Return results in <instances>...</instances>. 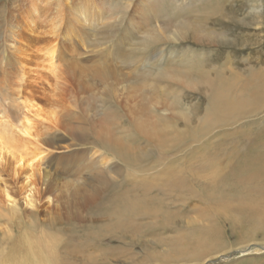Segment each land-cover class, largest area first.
<instances>
[{
    "label": "rangeland",
    "instance_id": "374dc122",
    "mask_svg": "<svg viewBox=\"0 0 264 264\" xmlns=\"http://www.w3.org/2000/svg\"><path fill=\"white\" fill-rule=\"evenodd\" d=\"M18 1L0 0V134L6 133L8 136L10 134V136L13 135L14 137L9 138L7 143L0 142V156H2L0 157V264H50L46 252L42 254L43 261L37 263L36 260L33 263L27 257H23L28 247L25 238L28 237L34 240L42 236L47 241L49 240V243L52 241L47 239L49 237L56 241V260L54 264H264V231L255 229L258 225L261 226L262 224L260 222L262 220L258 221L256 218L264 217V210H260L255 216L256 218H247L246 213L243 212L247 203L253 199L256 206L262 203L264 206V176L260 174L264 173V168H257V170L255 168V172L259 176L253 177L251 189H248V180H244L243 183L245 182V184L242 183L240 186L227 188L229 186V181L227 180L230 179L229 176L232 168H234L239 160L233 165L230 155H226L227 152L232 153L234 151L239 157H242L251 152L253 148L257 149L258 154L264 152V106H261L250 119L240 120L233 125L232 123L225 125L227 124L225 123L224 126L219 128L213 127L214 131L199 138L200 140L198 138L194 140L191 137H182L180 140L182 148L179 146V148L166 151L158 144L152 143L147 138H143L144 136L137 133L135 127L131 124V110L134 111L140 108L141 104H143L141 102H146V99L142 98L141 101L137 99L133 102L132 96L125 98L107 97L105 90V88H113V85L125 86L124 92L128 93V87L130 88L134 85L141 86L139 88V95L144 92L149 101L156 107H162L164 105L162 102H166V100L177 103L179 105L178 110L172 109L170 112L172 115L171 126L174 128L176 134H181L185 128L189 129L186 126L184 118L181 117V113L185 114L188 119H203L207 114L206 111L209 106L207 86H212V83L218 80L219 76L229 79L232 74H237L240 78H246L253 71H260L262 77H264V0H219L221 12L218 15H224L218 16L216 18L218 20L215 23L216 27L219 28V32L224 33L226 36L222 41L217 40L215 43H209L207 39L195 41L194 39L186 38L178 40L176 43V41L172 42L170 39L164 38L163 34L160 44V48L164 51L161 64L169 62L170 64L172 63L174 69H183L184 71H188L191 67L199 65V73L201 70L205 71L206 76L211 79V83L209 84L208 79L204 78L205 80L201 79L197 83L193 81L190 85H185L182 78L174 77L172 82H167L171 85L168 86L162 81L159 83V86H162L163 89L155 85L153 86L154 91L148 88V86H152V82L149 81L136 85L134 84L133 77H135L136 81L138 80L136 76L138 75L137 73H141L139 69H142L149 62L150 58L154 57L153 55L161 51L159 47L145 50L141 45H135L129 48V63L142 56L144 57V61L137 68V72L134 65H114L112 63L114 58V60L119 58H117L118 54L124 53L123 50L127 49L128 44L136 42L127 39L129 32L125 28L131 21V18L133 21L139 20L140 16L137 14L139 0H122L123 2L121 0L119 2L117 0H86L87 9L91 10L93 15H96L98 11V4L100 6L98 13L100 16L102 14H107V16H109L108 14L112 15L109 21H105L106 23L103 22V24L100 20L97 21L99 25L91 26L89 31L92 32H83L81 20L79 23L77 22L78 18L75 9L82 10L81 4L78 5L77 3H81L83 0ZM174 1H177V4L180 5L185 0ZM132 2L133 6L131 5ZM107 3H109L108 6ZM112 3H116L115 5H118L119 9H112L113 12H111L112 10L109 6ZM125 3L126 5H124ZM33 7L34 9H39L40 14L39 18L34 17L35 20L38 18L37 21L33 22L35 24L32 22L28 23V18L34 11ZM130 9L132 10L130 11ZM126 19L127 21H125ZM58 20L60 22L59 25L53 27L51 24H55V22L57 24ZM65 25L74 34L66 37ZM202 25L204 23L199 24L200 27ZM11 26L18 29L16 32L19 34L21 44L28 48L25 55L22 54L23 57L21 55L15 57V55L6 49L5 35L7 30L11 29ZM52 28H54V31ZM86 35L88 38L85 37ZM60 39H64L71 44L67 42L69 45L66 49L62 50L60 48L63 42ZM94 41L95 43L98 41L97 44L99 45L100 43V45L91 43ZM52 43L57 44V57L62 59V62H56L55 74H50L45 70H37L36 65L38 51H41L43 47H49ZM33 44L36 47H33L35 46ZM90 44H92L93 48L92 46L90 47ZM118 45L121 47V50L119 47V53L116 52L114 54ZM178 52H182V55L177 56L176 53ZM172 56L175 57L172 58ZM15 58H20L19 60L24 63L25 69L30 72L29 77H26V80L23 81L25 83H20V80L16 76L12 65ZM214 58H219V62H215ZM190 61H192V65H189ZM98 67H105L103 71L107 73L111 71L108 74L109 77H103L104 75L99 74ZM114 69L117 70V73ZM56 71L64 77H59V75L57 77ZM195 71L197 70L195 69ZM72 85L79 88L78 92H83L82 96L75 99L70 93L69 95L67 94V90ZM163 86L167 88L165 92H163ZM173 86L179 87V89H175L176 87ZM181 86H197L198 89H189ZM180 91L184 94V100L181 102L176 100V96L180 95L176 94L180 93ZM170 92L173 93L171 96ZM55 94H59V96H55ZM29 95L35 96L33 97L35 103L39 109L41 108L39 113H42L39 115V118L33 117L34 111L28 113L34 129L33 137H29L30 141L28 137H23L20 133L22 131L21 123L17 120V114L19 113L18 106H22L24 98ZM81 97L88 103L81 101ZM71 101L75 103H71ZM156 103L157 105H155ZM105 104L106 106H104ZM138 104L141 106L139 107ZM113 106H116L117 113L109 109V107ZM37 107L35 106L36 111ZM58 108H61V110ZM62 108L64 113L61 112ZM86 108L89 109L90 115L88 111V114L84 111ZM117 108L121 109L118 110ZM29 109L31 110L32 106H29ZM70 111L72 112L71 114ZM114 112L116 118L114 115H112L113 117L111 116ZM58 113L63 114V119H61V115L58 116ZM103 113L109 115L105 116ZM117 114L119 115L118 118ZM132 116L140 119L135 111L132 113ZM65 117L68 119L64 120ZM103 119H107L104 121L106 123L109 121L107 123L109 125H106L112 128L109 130L107 127V133L102 132L103 126L101 125V121ZM119 120L121 121L119 122ZM64 121L69 122L65 123ZM198 121L195 126L198 125ZM68 124L71 125L70 131V125L67 127ZM114 125H118V127H114ZM113 128L115 129L113 130ZM37 132L43 133V137H38L36 135ZM102 134L106 137L125 142L126 146L131 147L129 149L131 152L130 158H127L126 152H123L124 155L122 157L107 153L105 147H101L103 145H99L96 142L98 139L102 140ZM174 137L177 136L174 135ZM32 138H37L38 144ZM48 138L54 139L58 146L67 147V149L69 146L71 147L70 150L52 151L53 155L59 156L63 154L64 156H71L75 151L85 154L82 159L79 156L73 157L66 162L67 165L59 164L54 167L57 170H54V168L49 169L54 180L58 179L56 181L58 186H55L56 190H61L64 186L68 188L70 184L68 185L67 181L75 182L78 180L76 182L84 183L90 176L93 179L92 187L94 189H98L99 187L102 190V195H100L97 203L87 207L81 213V217L83 218L81 220L77 221L76 213L71 211V215L69 208L64 204L66 194L60 196L59 203L57 197L49 203L47 201L48 197L45 199L39 195L46 188L44 185L42 187L43 179L45 178V164L43 162V167L37 161L33 167L35 170L27 168L29 162L32 160V154L35 155V152H38V148H45L43 147L44 141L42 139L48 140ZM223 141L227 145L226 143H221ZM23 144L27 145L24 149L25 145ZM219 144L226 145V152H215ZM36 145L40 147L36 148ZM94 145H97V147ZM94 151L98 152L97 156L95 155V159H93L94 163L102 157H106L103 158L105 160L109 159L108 161L104 160L107 170L103 169L99 180L95 178V175L98 174L97 172L100 171L101 167L94 164H92L95 166L94 168H91L92 166L87 167L90 166L89 159H91L90 157H92V152ZM22 158L24 160L21 163H17V160L20 161ZM208 160H211L209 161L211 165H205V162ZM71 161H81V163L72 165ZM198 162L199 164H197ZM258 165L256 164L255 166ZM206 166H210L211 171H206ZM167 168L170 169L168 170ZM180 168L182 169L179 170ZM246 168L248 167L246 166ZM173 171L181 176L184 174V177H182L186 181V186L181 187L182 190L180 189V191L182 192L179 190L176 192L174 190L172 193L166 192L167 188H170L167 178H172L175 175L172 173ZM193 175L195 176L194 178ZM37 179L39 184L37 183ZM166 180L167 182H165ZM28 181H31V185L27 188L25 184ZM35 182L39 187L36 186ZM163 183L164 185H162ZM147 187L154 191L149 192ZM37 189L39 190L37 191ZM197 189L198 191L196 192ZM4 191L11 198L10 203L4 201H7V197H4L6 194V192L4 194ZM51 192L53 194L52 190ZM222 192L224 193L223 206H219L216 197L212 194ZM58 193H54V196ZM147 195L155 196L146 197ZM38 196L40 199H37L39 198ZM199 197L208 202L205 205L206 207L198 202ZM208 198H214L215 201L213 200V203L209 205ZM233 198L238 205L234 202ZM150 199L152 200L148 201ZM226 202L229 204H226ZM27 203H32V205H28ZM133 205H141L144 212L138 216L133 211L132 217L130 215L124 218L121 217L119 210L121 213L127 212L130 214L128 208L132 209ZM226 206L229 207L226 208V211L230 212L229 215L227 214V217L225 215V217L220 216L215 219L218 222L213 223L212 215L219 210L225 209L223 207ZM235 206H237L235 208L236 211L234 209ZM203 209H208L203 213L206 217L210 215L211 218L205 219L208 222H203L199 217ZM209 209L211 210L209 211ZM127 223L132 224L128 225ZM211 225L216 226V231H213L209 247L191 253V250L188 249L187 244L183 241L184 237L188 233L190 234V232L198 229L202 231L211 229ZM33 247L34 249H38L34 244Z\"/></svg>",
    "mask_w": 264,
    "mask_h": 264
},
{
    "label": "bare ground",
    "instance_id": "6f19581e",
    "mask_svg": "<svg viewBox=\"0 0 264 264\" xmlns=\"http://www.w3.org/2000/svg\"><path fill=\"white\" fill-rule=\"evenodd\" d=\"M18 1V0H17ZM20 1V0H19ZM18 1V2H19ZM22 1V0H21ZM37 0H35L36 2ZM67 1V0H66ZM110 1V0H109ZM119 2V0H117ZM122 1V0H121ZM130 1V0H129ZM12 2V1H11ZM23 2V1H22ZM25 2V1H24ZM27 2V1H26ZM30 2V1H29ZM40 2V1H39ZM123 2V1H122ZM32 3V2H31ZM38 3V2H37ZM121 3V2H120ZM118 3V4H120ZM13 4V3H12ZM30 4V3H29ZM78 5L81 4V7H82V10L79 9H75V12H76V15H77V22L79 23V21L81 20V24H82V31L85 32V31H88V32H92V31H89L90 30V27H94L96 25H99L97 23V21H102V23H106L107 21H109L111 19V14H108L109 16H107V14H102L101 16L98 14L99 13V10H100V6L99 4L97 5L98 7V11L96 13V15H93L91 10L89 11L87 9V2L86 0H83L81 1V3H77ZM105 4V3H104ZM109 3H107V6H108ZM116 3H112L110 4V9H115V8H118V5L116 6L115 5ZM133 4V2L131 3V5ZM24 5V4H23ZM28 5V4H27ZM36 5V3H35ZM45 5V4H44ZM43 5V6H44ZM122 5V3H121ZM126 5V3L124 4ZM134 5V4H133ZM132 5V6H133ZM17 6V5H16ZM32 6V5H31ZM37 6V5H36ZM103 6V4H102ZM123 6V5H122ZM122 6H119V7H122ZM10 7V5H9ZM18 7V6H17ZM16 7V8H17ZM38 7V6H37ZM77 7V6H76ZM75 7V8H76ZM126 7V6H125ZM12 8V7H11ZM30 8V7H29ZM124 8V7H123ZM135 8V7H134ZM138 12L137 14L140 16L139 20L138 21H133V19L131 18H128L130 19L131 21L129 22V24L126 26L125 30L128 33V37L127 39L130 40V41H136L132 44H128L127 45V49H124L123 52L124 53H121V55L118 54L117 56V60H114L112 61V63L115 65H118V64H122V65H134L135 67V71L137 72V68L143 63L144 61V57L142 56L141 58H138L137 60L135 61H132L131 63H129V48L131 46H138V45H141V47L143 49H150V48H153V47H159V49L161 51H159V53H156L155 55H153L154 57H152V59L150 58L149 62L146 63V65L142 68V69H139V71H141V73H137L138 75L136 76V78L138 79L136 81L135 77H133L134 79V84L136 85H140L142 83H146V82H152V86H148V88H150L151 91H154L153 89V86H159V83L160 82H165L168 86L171 85L170 83H167V82H172V79L174 77H180L184 80V83L185 85H190L193 81L197 83V81H200L201 79H204V78H207L208 79V83L210 84L211 83V79L208 78L206 76V72L205 71H200L199 73V65L197 67H191L188 71H184L183 69H174L172 67V63L170 64L169 62H167L166 64H161L162 60H163V50L162 48H160V44L162 42V35L164 34V38H167V39H170L172 42H175L176 43L178 42V40H181V39H186V38H191V39H194L195 41H200L202 39H207L209 43H215L217 40H220L222 41V39H225L226 36L224 33L222 32H219V28L216 27V23L215 21L217 22L218 19H216L218 16H223L224 14H220L218 15L220 12H221V8H220V4H219V0H185L183 2V4H177V1H174V0H139L138 2ZM137 8V9H138ZM8 9V8H7ZM13 9V8H12ZM32 9V8H31ZM34 9V7H33ZM45 9V8H44ZM103 9V8H102ZM106 9V8H105ZM108 9V10H110ZM119 9V8H118ZM133 9V8H132ZM130 9V11L132 10ZM26 10V9H25ZM135 10V9H134ZM22 11V10H21ZM105 12V11H103ZM113 12V10L111 11ZM122 12V11H121ZM1 13V12H0ZM12 13V12H11ZM18 13V12H17ZM21 13V12H20ZM123 13V12H122ZM29 14V13H28ZM33 14V15H32ZM13 15V14H11ZM17 16V14H15ZM131 15V14H130ZM137 16V15H136ZM138 16V17H139ZM29 17V16H28ZM36 17H40V14H39V9L37 10L34 9V11L31 13V16L28 18V23L29 22H35L38 20V18L35 20ZM121 17V16H120ZM126 17V16H125ZM130 17V16H129ZM20 18V17H19ZM138 19V18H136ZM211 19H212V22H211ZM106 21V22H105ZM127 21V19L125 20ZM8 22V21H7ZM13 22V21H12ZM24 22V21H23ZM225 22V21H224ZM27 23V22H26ZM59 20H58V23L56 24H51L53 25V27H56L59 25ZM74 23V22H73ZM103 23V24H104ZM203 24L201 27L199 26V24ZM35 24V23H33ZM75 24V23H74ZM88 24V25H86ZM224 24V23H223ZM8 25V23H7ZM79 25V24H78ZM102 25V24H101ZM106 25V24H105ZM15 26V25H14ZM70 26V25H69ZM103 26V25H102ZM7 27V26H6ZM216 27V28H215ZM16 28V27H15ZM12 28L11 26V29H8L7 30V33L5 35V46H6V49H8L9 52H11L13 55H15V57L21 55H25V52L28 51V48H26V46L24 47V45L21 44V41L19 39V34L18 32H16L18 29L16 28ZM44 28V27H43ZM42 28V29H43ZM105 28V26H104ZM106 28H107V25H106ZM4 29V28H3ZM20 29V27H19ZM46 29V28H45ZM53 31H54V28H52ZM80 29V30H81ZM22 30V29H21ZM65 34H66V37H69L68 35H71V34H74L72 33V31H70V29L68 28V26L65 25ZM93 30V29H92ZM104 30V29H103ZM107 30V29H106ZM33 31V30H32ZM109 31V30H108ZM20 32V31H19ZM30 32V31H29ZM52 32V31H51ZM49 32V33H51ZM79 32V31H78ZM87 32V33H88ZM104 32V31H103ZM22 33V32H21ZM20 33V34H21ZM81 33V32H79ZM52 36V35H51ZM86 38H88V36L86 35L85 36ZM23 38V37H22ZM75 38V37H74ZM35 39V38H33ZM23 40V39H22ZM71 40V39H69ZM73 40V39H72ZM24 41V40H23ZM62 41V46L60 49L64 50V48L66 49V47L71 44L70 42L66 41V40H61ZM69 44H68V43ZM128 42V41H127ZM26 43V42H25ZM35 43V42H34ZM91 43H95L94 42H91ZM98 41H96L95 44H97ZM32 44V43H30ZM22 45V46H21ZM26 45V44H25ZM35 45V44H33ZM98 45V44H97ZM100 45V43H99ZM98 45V46H99ZM125 45V44H124ZM232 45V44H231ZM92 46V44H90V47ZM96 46V45H95ZM33 47H36L33 46ZM120 46L118 45L117 48L115 49V52H118L119 49L121 50V47L119 48ZM26 48V49H25ZM72 48V47H71ZM93 48V46H92ZM91 48V49H92ZM95 48V47H94ZM119 48V49H118ZM34 49V48H33ZM123 49V47H122ZM228 49V48H227ZM71 50V49H70ZM157 50V49H156ZM61 51V50H59ZM68 51V49H67ZM149 51V50H148ZM132 52V51H130ZM156 52V51H155ZM33 53V52H32ZM36 53V51H35ZM38 57H37V70H40V71H47L49 72L50 74H55V65H56V62H62V59H59L57 56H58V48H57V44L56 43H52L49 47H43L41 51H38ZM61 53V52H60ZM119 53V52H118ZM145 53V52H143ZM148 53V52H146ZM28 54V53H27ZM33 55V54H31ZM177 56H181L182 55V52H178L176 53ZM37 56V54H36ZM66 56V54H65ZM27 57V56H26ZM24 57V58H26ZM32 57V56H31ZM61 57V56H60ZM114 57V55H113ZM175 57V56H172V58ZM20 58H15V60L13 61L12 65H13V68L15 70V73H16V76L17 78L20 80V83H25L23 82L24 80H26L25 78L26 77H29V74L30 72L28 70L25 69V66H24V63L19 60ZM29 59V58H27ZM35 59V58H33ZM32 59V60H33ZM58 60V61H57ZM215 62H219V58H214ZM35 61V60H33ZM27 62V61H26ZM28 63V62H27ZM65 64V63H64ZM192 61L189 62V65H192ZM109 65V64H108ZM113 65V66H114ZM68 66V65H67ZM77 66V65H76ZM29 67V66H28ZM69 67V66H68ZM111 67V66H109ZM260 67V66H259ZM105 67L101 68V67H98V71H99V74H102L103 77H106L108 76V74L111 73V71H109V73L103 71ZM110 69V68H109ZM116 69V68H115ZM114 69V70H115ZM119 69V68H118ZM195 69L197 71H195ZM105 70V69H104ZM108 70V69H107ZM106 70V71H107ZM103 71V72H102ZM116 73H117V70H115ZM114 71V72H115ZM122 71V70H121ZM172 71V72H171ZM244 71V70H243ZM84 72V71H83ZM86 72V71H85ZM96 72V71H95ZM169 72V73H168ZM56 75L58 77H64L63 75H60L57 71H56ZM247 73V72H246ZM245 73V74H246ZM41 74V73H40ZM42 75V74H41ZM55 75V76H56ZM38 76V75H37ZM75 76V75H73ZM83 76V75H82ZM115 76V75H114ZM97 78V76H95ZM101 77V76H100ZM109 77V76H108ZM107 77V78H108ZM76 78V77H75ZM84 78V77H83ZM82 78V79H83ZM86 78V76H85ZM89 78V77H88ZM113 78V77H112ZM219 79L214 81L212 83V86H207L208 88V97H209V106H208V109H207V114L206 116L203 118V119H188L186 117L185 114L181 113V117L184 118L185 120V123H186V126L189 127V129L185 128L184 131L181 133V134H176L175 133V130L174 128L171 126V117L172 115L170 114L171 110L172 109H175V110H178V104L175 103V102H169L168 100H166V102H162V104H164L162 107H156L154 106L151 101H149V99L147 98L146 94L143 92H141L142 94L139 95V88L141 86H131L130 88L128 87V93L124 92L125 91V86H114L113 85V88H105L106 90V95L107 97H113V98H125V97H129V96H132V101L135 102L137 99L139 101L143 99H146V102L145 101H142L140 106L138 104V106L140 108L134 110L135 113L138 114V117H140V119H136L135 117L132 116V113L134 111L131 110L130 112V120H131V124L135 127V130L137 133L143 135L144 137L143 138H147L149 139L152 143H156L158 144L160 147H163L164 150L166 151H170V150H173V149H176V148H179V146L182 148V143L180 142V140L183 138H186V137H191V138H194L198 140H200L199 138H202L203 136H205L206 134H209L211 133L212 131H214V128H219L221 126H224L225 125H228L230 123L233 124H236L238 123L240 120H246V119H250L254 114L255 112L261 107V106H264V77H262L261 75V72L260 71H256V72H252L250 73L246 78H240L237 74H232L231 77L229 79H225L223 78L222 76H219L218 77ZM99 79V78H98ZM101 79V78H100ZM205 80V79H204ZM75 81V80H74ZM81 81V80H80ZM85 82V81H84ZM83 82V83H84ZM29 83V82H28ZM69 83V82H68ZM77 83V82H76ZM51 84V83H50ZM70 85V84H69ZM109 85V84H107ZM112 85V84H111ZM117 85V84H116ZM166 85V86H167ZM56 86V85H55ZM79 87V86H78ZM164 87V91L167 89L165 86ZM171 87V86H170ZM173 87H176V86H173ZM181 87H186V88H189V89H198L197 86H181ZM119 88V89H117ZM159 88H162V86ZM157 88V89H159ZM53 89V87H52ZM79 88H77V86H70V88L67 90V94L69 95V93L75 97H79V96H82L83 92H78ZM163 89V88H162ZM175 89H179V87H176ZM51 90V89H50ZM143 90V89H142ZM43 91V90H42ZM63 92H66L65 90H62ZM176 91V90H175ZM179 91V90H178ZM30 93V92H29ZM55 93V92H54ZM51 94V93H50ZM66 94V95H67ZM170 96L173 94L172 92L169 93ZM180 94V95H179ZM54 95V94H53ZM59 96V94H55V96ZM176 95H179L178 97L176 96V100L178 101H183L184 100V97H183V93L180 91V93L176 94ZM35 97V96H33ZM31 95H29L28 97L24 98L23 102H22V106H18L19 107V113L17 114V120L18 122L21 123V128H22V131H20V133L23 135V137H33L34 135V129H33V125H32V121H31V118L29 119L28 117V113H31L32 111L35 112L34 114V118H39V115H41L42 113H39L41 110V108L39 109V107H37L36 103H35V100ZM69 97V96H68ZM61 98V97H60ZM74 99V100H75ZM81 101L83 102H86L88 103L84 98L81 97ZM186 99V98H185ZM107 100V99H106ZM121 100V99H120ZM173 100V99H172ZM67 101V100H66ZM89 101V100H88ZM174 101V100H173ZM68 102V101H67ZM76 102V100H75ZM75 102H72L71 103H75ZM118 102V101H117ZM145 102V103H144ZM48 103V102H47ZM114 103V102H113ZM121 103V102H120ZM55 104V103H54ZM78 104V103H77ZM116 104V103H115ZM47 105V104H46ZM80 105V104H79ZM88 105V104H86ZM117 105V104H116ZM134 105V104H132ZM157 105V103L155 104ZM160 105V104H159ZM29 106H32V109L30 110L29 109ZM35 106L37 107V111L35 110ZM59 106V105H58ZM106 106V104L104 105ZM186 106V105H184ZM61 107V106H60ZM63 107V106H62ZM103 107V106H102ZM123 107V106H122ZM130 107V106H129ZM65 108V107H64ZM70 108V107H69ZM81 108V107H80ZM134 108H136L134 106ZM59 109V108H58ZM84 109V108H82ZM109 109L111 110H114L116 112V106L114 107H109ZM118 109V108H117ZM121 109V108H120ZM118 109V110H120ZM132 109V108H131ZM188 109V108H187ZM61 110V108L59 109ZM66 110H69V109H66ZM105 110V109H104ZM117 110V111H118ZM88 111L89 115H90V111L89 109L86 108V110ZM102 111V110H101ZM123 111V110H122ZM263 111V109H262ZM60 112V111H58ZM63 111V108H62V111ZM76 112V111H75ZM81 112V111H80ZM112 112V111H111ZM115 112L114 114L112 113V115H114V117L116 116L115 115ZM181 112V111H180ZM57 113V112H56ZM72 112L70 111V114ZM85 113V114H86ZM87 113V114H88ZM101 113V112H100ZM117 113V112H116ZM120 113V112H119ZM118 113V114H119ZM128 113V111H127ZM75 114V113H74ZM105 116L107 114L103 113ZM117 114V118H118V115ZM62 115L63 114H59L58 113V116ZM68 115V114H67ZM78 115V114H77ZM98 115V114H97ZM100 115V114H99ZM102 115V114H101ZM109 115V114H108ZM107 115V116H108ZM57 116V115H56ZM55 116V117H56ZM57 116V117H58ZM64 116H66V114H64ZM75 116V115H74ZM96 116V115H95ZM94 116V117H95ZM124 116V114H123ZM123 116L121 115V117L123 118ZM73 117V116H72ZM113 117V116H112ZM137 117V118H138ZM97 119V116L95 117ZM104 118V117H103ZM116 118V117H115ZM114 118V119H115ZM127 118V117H125ZM63 119V117L61 118ZM60 119V120H61ZM67 120L68 118H64V120ZM94 119V118H93ZM109 119V118H108ZM59 120V121H60ZM99 120V118H98ZM97 120V122H98ZM104 120H107V119H103L101 121V125L103 126V129H102V132L103 133H107L106 132V128L108 127L107 123H109V121L106 123ZM111 120V119H110ZM118 120V119H117ZM199 120V121H198ZM62 121V120H61ZM72 121V120H70ZM121 120H119L120 122ZM128 121V120H127ZM197 121H198V125L195 126V124H197ZM65 123L67 121H64ZM69 122V121H68ZM67 122V123H68ZM61 123V122H59ZM100 124V122H99ZM107 124V125H106ZM113 124V123H112ZM66 125V124H65ZM70 124L67 125V127L69 126ZM95 125V123H94ZM111 125V124H110ZM97 126V125H96ZM118 125H114V127ZM62 127V126H61ZM66 127V129H67ZM95 127V126H94ZM214 127V128H213ZM70 128H71V125L69 126V131H70ZM109 130H111V126L108 127ZM111 128V129H110ZM133 128V127H132ZM64 129V128H63ZM81 129V128H80ZM83 129V128H82ZM100 129V128H99ZM115 128H113L114 130ZM98 130V129H97ZM96 130V131H97ZM134 130V129H133ZM68 131V130H67ZM75 131V130H74ZM73 131V132H74ZM79 131V130H78ZM76 132H77V129H76ZM75 132V133H76ZM3 133V132H2ZM79 133V132H78ZM19 134V132H18ZM46 134V133H45ZM94 134V133H93ZM135 134V133H134ZM177 136V137H174V135ZM36 135L38 137H43V133H40V132H37ZM95 135V134H94ZM111 135V134H110ZM137 135V134H135ZM140 135V136H141ZM10 136V134H9ZM8 134L6 133H3V134H0V142L1 143H7L9 138H14L13 135L9 137ZM36 136V137H37ZM98 136V135H97ZM96 136V137H97ZM19 137V135H18ZM94 137V136H93ZM100 137V136H99ZM98 137V138H99ZM102 140L101 139H98L96 142L99 144V145H103L101 147H105V151L107 153H112V154H115V156L117 157H122L124 155L123 152H126V156L127 158L129 159L130 156H131V152L129 151V149H131V147H128L126 146L127 144H125V142H122L118 139H113L111 137H106L102 134ZM114 137H117V136H114ZM20 138V137H19ZM22 138V136H21ZM95 138V137H94ZM121 138V137H120ZM141 138V137H140ZM27 139V138H26ZM35 139V138H32V140ZM122 139V138H121ZM25 140V139H24ZM36 142H37V138L35 139ZM238 140V139H237ZM257 140V139H256ZM22 141V139H21ZM30 141V139H29ZM39 141V140H38ZM42 141H44V145L43 147H45L44 149H40L38 148L39 145H36V148H38V152L36 153L35 152V155L32 154L31 156V161L29 162L27 168H32L34 167V164L35 162L39 161V163L42 164V162L45 164L44 165V171H45V175H44V179H43V184H42V187L43 185L46 186L45 190L42 191V193L40 192L39 195H41L42 198H45L47 199L46 197H48L47 201H54V199L57 197V201L59 203L60 201V196H63L65 195V199L66 201L64 202V204L69 208L70 212H74L76 213L75 216H77V221L78 220H81L83 219L81 217V213L83 211H85L87 209V207L89 206H93L94 204L97 203V200L100 198V195H102V190L98 187V189H94L92 187L93 185V179H92V176L88 177L87 180L84 182V183H80V182H76L78 180H76L75 182H69L67 181L66 183H68L69 187H63L61 190H56L55 186H58L57 184V180L55 181L54 180V177H52L51 175V172L49 169L51 168H54L56 166H58L59 164H65L67 165V161L70 160V158H73V157H77L79 156L81 159L84 158L85 154L82 152V153H79L78 151H75L74 154L72 152L73 155L69 156V155H66L64 156L63 154L62 155H59V156H56V155H53L52 154V151H63L62 149H67V147H61V146H58L56 145V142L54 141V139L52 138H48V140H44L42 139ZM85 141V140H84ZM83 141V142H84ZM264 141V140H263ZM23 142V141H22ZM24 142H27V141H24ZM89 142V141H88ZM94 142V143H96ZM259 142V141H258ZM40 143V142H39ZM221 143H226L225 141L221 142ZM261 143V142H260ZM28 145V143H26ZM26 144H23L25 145L24 148H26ZM36 144V143H35ZM38 144V142H37ZM256 144V142H255ZM31 145V144H30ZM65 145V144H64ZM84 145V144H83ZM227 145V143H226ZM226 145L224 144H219L218 147L215 149V152L216 153H219V152H226ZM29 146V145H28ZM32 146V145H31ZM67 146V145H65ZM91 146V145H90ZM95 146V145H94ZM206 146V145H205ZM263 146V145H262ZM40 147V146H39ZM70 147V146H69ZM67 150H70L71 147ZM97 147V145L95 146ZM35 148V150H36ZM82 148V147H81ZM232 149V148H231ZM235 149V148H234ZM259 149V148H258ZM262 149V148H261ZM67 150H64V151H67ZM136 150V149H135ZM233 150V149H232ZM37 151V150H36ZM84 151V150H83ZM86 152V151H85ZM90 152V151H89ZM92 157H90L91 159H89V165L90 166H86L89 168H94L95 166L94 165H97L100 168V171H98L97 175H95V178L99 180L100 176H101V173L104 170H107L106 167H105V164L106 162L105 161H108V160H105L103 158H106V157H102L100 158L99 160L97 159L95 161V163L93 162V159H95V155L98 154L97 151H94L92 152ZM202 153V152H201ZM259 152L257 151L256 148H253L251 150V152H248L247 154H245L244 156L242 157H239L237 155V153H235L234 151L232 153H229L227 152L226 155H230L231 157V161L233 162V165L234 163L239 160V162L236 163V165L234 166V168H232V172L229 176L230 179H228L227 181H229V187H234V186H240L242 185L243 181L244 180H248L249 181V186H248V189H251V181L253 179L254 176H259L258 174H256L255 172V168L257 170V168H264V152L262 154H258ZM97 156V155H96ZM100 156V155H98ZM102 156V155H101ZM200 156V155H199ZM2 157V156H0ZM88 158V157H87ZM97 158V157H96ZM201 158V157H200ZM199 158V159H200ZM205 158V157H204ZM78 159V158H77ZM210 159V158H209ZM24 159H20V161L17 160V163H21ZM105 160V161H104ZM198 160V159H197ZM82 161V160H81ZM81 161H74L72 162L71 161V164H75L76 163H81ZM196 161V160H195ZM211 160H208L207 162H205V165H211L210 162ZM202 163V162H201ZM94 164V165H92ZM199 164V162L197 163ZM256 164H259L258 166H255ZM40 165V164H39ZM70 165V164H69ZM223 165V164H222ZM80 166V165H79ZM198 166V165H197ZM226 166V165H224ZM246 166L248 168H246ZM253 166V167H251ZM43 167V164L42 166ZM40 167V168H41ZM80 167H83V166H80ZM114 167V166H113ZM170 167V166H169ZM195 167V166H194ZM210 166H206V171H211V169L209 168ZM230 167V166H229ZM21 168V167H20ZM64 168V167H63ZM66 168V167H65ZM183 168H186V167H183ZM190 168V167H189ZM196 168V167H195ZM194 168V169H195ZM198 168V167H197ZM231 168V167H230ZM42 169V168H41ZM62 169V168H61ZM67 169H70V168H67ZM168 170L170 168H167ZM175 169V168H173ZM182 168H180L179 170H181ZM33 170H35L33 168ZM49 170V171H48ZM54 170H57L54 168ZM53 170V171H54ZM90 170V169H89ZM95 170V169H94ZM186 170V169H185ZM196 170V169H195ZM194 170V171H195ZM260 170V169H259ZM40 171V170H39ZM60 171V170H59ZM109 171V170H108ZM177 171V170H176ZM187 171V170H186ZM189 171V170H188ZM192 171V170H191ZM73 172V171H72ZM78 172V171H77ZM170 172V171H169ZM182 172V171H181ZM35 173V172H33ZM32 173V175H33ZM53 173V172H52ZM171 173V172H170ZM173 174H175L172 178H167L168 179V182L170 183V188H167L166 192L167 193H172V191L175 190V192L177 190L180 191L181 187L184 186L186 184V181L185 179L183 178L184 174L179 175V174H176L175 171L172 172ZM180 173V172H179ZM194 173V172H192ZM64 174V173H63ZM84 174V173H83ZM89 174V173H88ZM261 176H264V173H260ZM85 175V174H84ZM172 175V174H170ZM56 176V175H55ZM189 176V175H187ZM33 177V176H31ZM57 177V176H56ZM195 176L193 175V178ZM43 178V177H42ZM181 178V179H180ZM187 178V177H186ZM32 179V178H31ZM64 179V178H63ZM70 179V178H69ZM189 179V178H188ZM218 179V178H217ZM216 179V180H217ZM72 180V179H71ZM85 180V179H84ZM180 180V181H179ZM226 180V178H225ZM258 180V179H257ZM32 181V180H31ZM30 181V182H31ZM35 181V180H33ZM38 181V179H37ZM60 181V180H59ZM64 181V180H63ZM74 181V180H73ZM97 181V180H95ZM179 181V182H177ZM223 181V180H222ZM30 182L28 181L25 185L27 186V188L31 185ZM167 182V180L165 181ZM177 182V183H176ZM190 182V181H189ZM220 182V181H219ZM218 182V183H219ZM36 183V182H35ZM39 184V181L37 182ZM36 183V186L39 187V185H37ZM168 183V185H169ZM177 185H176V184ZM199 183V182H198ZM197 183V184H198ZM213 183V182H212ZM61 184V183H60ZM201 184V183H200ZM221 184V182H220ZM245 184V182L243 183ZM32 185H35V184H32ZM64 185V184H63ZM67 185V184H66ZM164 185V183L162 184ZM207 185V184H205ZM213 185V184H212ZM219 185V184H218ZM35 186V187H36ZM41 186V185H40ZM186 186V185H185ZM214 186V185H213ZM189 187V186H188ZM199 187V186H198ZM212 187V186H211ZM219 187V186H218ZM7 188V187H6ZM41 188V187H40ZM39 188V189H40ZM59 188V187H58ZM57 188V189H58ZM61 188V187H60ZM184 188V187H183ZM190 188V187H189ZM195 188V187H194ZM208 188V187H207ZM205 188V189H207ZM214 188H216L214 186ZM37 189V191L39 190ZM121 189V188H119ZM148 191L149 192H152L154 191L153 189L151 188H148ZM196 189V188H195ZM204 189V190H205ZM244 189V188H243ZM254 189V188H253ZM5 190V189H4ZM42 190V189H41ZM51 190L53 191V194L51 192ZM182 190V189H181ZM192 190V189H191ZM210 190V189H209ZM215 191V189H213ZM212 190V192H214ZM247 190V189H245ZM244 190V191H245ZM161 191V189H160ZM188 191V190H186ZM198 191V189L196 190V192ZM206 191V190H205ZM208 191V189H207ZM223 191H224V188H223ZM243 191V192H244ZM6 191H4V194H5ZM56 192H59L56 196H54V193ZM134 192V191H133ZM156 192V191H155ZM182 192V191H180ZM179 192V193H180ZM191 192V191H190ZM210 192V191H209ZM216 192V191H215ZM235 193V191H233ZM38 193V192H37ZM115 193V192H114ZM156 193H159V192H156ZM199 193V192H198ZM211 193V192H210ZM3 194V193H2ZM118 194V193H117ZM160 194V193H159ZM174 194V193H173ZM178 194V193H177ZM181 194V193H180ZM201 194V193H200ZM206 194V192H205ZM223 192L222 193H219V194H212L216 197V200L218 202V205L219 206H223V199H224V196H223ZM119 195V194H118ZM140 195H144V194H140ZM140 195H137V196H140ZM156 195V194H155ZM155 195H147L146 197H152V196H155ZM210 195V194H209ZM157 196V195H156ZM159 196H165V195H159ZM175 196V195H174ZM233 196V195H232ZM5 198L7 197V201L4 200L5 202L7 203H10L11 201V198L9 197V195L5 194L4 196ZM39 197V196H38ZM54 197V198H53ZM145 197V198H146ZM188 197V196H186ZM194 197V196H193ZM41 198V199H42ZM53 198V199H52ZM166 198H168V196H166ZM207 198V197H206ZM205 198V199H206ZM235 198V197H234ZM233 198V199H234ZM32 199V197H31ZM30 199V200H31ZM37 199H40L37 198ZM130 199V198H129ZM165 199V198H164ZM197 199V197H196ZM242 199V198H241ZM29 200V201H30ZM33 200V199H32ZM31 200V201H32ZM152 199L148 200V201H151ZM198 202L201 204V205H204V207H206L205 205H207L206 203L208 202H205V200L202 198V197H199L198 198ZM209 201V205H211L213 203V200L214 198L210 199L208 198L207 199ZM232 200V199H231ZM37 201V200H36ZM43 201V200H42ZM46 201V200H45ZM130 201V200H129ZM215 201V200H214ZM33 202V201H32ZM157 202V201H156ZM216 202V203H217ZM234 202L236 203V200L234 199ZM14 203V202H13ZM42 203V202H41ZM54 203V202H53ZM57 203V202H56ZM55 203V204H56ZM63 203V202H61ZM132 203V202H131ZM180 203H182L180 201ZM28 205H32V203H27ZM48 204V203H47ZM178 204V203H177ZM183 204V203H182ZM226 204H229L226 202ZM234 204V203H233ZM238 205V203H236ZM146 205V204H145ZM155 205V204H153ZM166 205V204H165ZM107 206V205H106ZM214 206V205H213ZM213 206H211L212 208H214ZM105 207V206H104ZM167 207V206H166ZM203 207V208H204ZM210 207V208H211ZM226 207H223L225 209H221L222 210H219L217 211L216 213H214L212 215V222L213 223H217L218 221L215 220L217 219L218 217L220 216H226L227 214L229 215V213L226 211ZM231 207H233L231 205ZM237 206L234 207V209L236 208ZM58 208V207H57ZM107 208V207H106ZM111 208V207H110ZM217 208V207H216ZM229 208V207H228ZM201 209V208H199ZM68 210V209H67ZM68 210V211H69ZM128 210L130 211V214H128L127 212H123L121 213V211L119 210V213L121 214V217H125L127 215H130L132 217V214H133V211L136 212V214L139 216V214H141L142 212H144L143 208L141 205H133L132 206V209H129ZM208 210V209H207ZM206 209H203L201 210L200 212V215L199 217L201 218V220L203 222H208L206 221L205 219L206 218H209V217H206L203 213L205 211H207ZM211 209H209L210 211ZM232 210V209H231ZM260 210H264V206H263V203L261 205H257L256 206V203L254 202V199L251 200L249 203H247V206L243 209V212L246 213L247 215V218H256L255 216L257 215V213L260 212ZM208 211V212H209ZM229 211V210H228ZM236 211V209H235ZM72 212H71V215H72ZM168 213V211H167ZM66 214V213H65ZM119 214V215H120ZM148 214V213H147ZM207 214V213H206ZM210 214V213H209ZM236 215V214H235ZM111 216V215H110ZM166 216V215H165ZM224 216V217H225ZM69 217V216H68ZM227 217V216H226ZM67 218V217H66ZM211 218V217H210ZM214 218V219H213ZM230 218V217H228ZM258 221H260L262 224L261 226L258 225L257 228L255 229H258L259 231H264V217L262 218H256ZM121 220V219H120ZM127 220V219H125ZM234 220V219H233ZM131 221V220H130ZM129 222V221H128ZM197 222H200V221H197ZM253 222V221H252ZM128 225H131L132 223H127ZM209 225H210V222H209ZM219 226V225H218ZM253 227V226H252ZM211 229H207V230H195L193 232H190V234L188 233L183 241L187 244V247L189 250H191V253H194V252H198L199 250L205 248V247H209V243H210V240L212 239V236H213V231H216V226L215 225H211L210 226ZM42 236V235H41ZM26 243L28 244V247L27 249L25 250L24 252V255L23 257H27L28 260L30 261H34L36 260V263L37 262H40V261H43L42 259V254L44 252L47 253V259L48 261L50 262V264H54L55 260H56V241H54L55 239L49 237L47 239H50L52 241H50L51 243H49L45 237H40V238H36L34 240H31V238H28L26 237ZM33 244L36 245L38 247V249H34L33 247ZM211 244V243H210ZM212 249V248H211ZM24 251V249H22ZM182 250V249H181ZM213 250V249H212ZM211 250V251H212ZM188 251V250H187ZM187 253V252H186ZM21 255V254H20ZM197 259V258H195ZM199 260V259H198ZM35 263V262H33Z\"/></svg>",
    "mask_w": 264,
    "mask_h": 264
}]
</instances>
